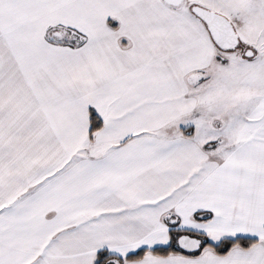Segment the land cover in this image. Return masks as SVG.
Wrapping results in <instances>:
<instances>
[{
  "label": "snow or ice",
  "instance_id": "6c2138e0",
  "mask_svg": "<svg viewBox=\"0 0 264 264\" xmlns=\"http://www.w3.org/2000/svg\"><path fill=\"white\" fill-rule=\"evenodd\" d=\"M0 264H264V0H0Z\"/></svg>",
  "mask_w": 264,
  "mask_h": 264
}]
</instances>
